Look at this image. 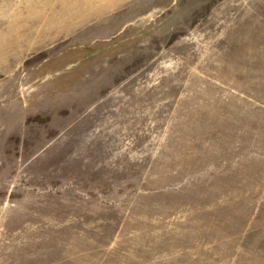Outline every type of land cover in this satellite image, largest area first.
Instances as JSON below:
<instances>
[{
	"label": "rangeland",
	"instance_id": "1",
	"mask_svg": "<svg viewBox=\"0 0 264 264\" xmlns=\"http://www.w3.org/2000/svg\"><path fill=\"white\" fill-rule=\"evenodd\" d=\"M0 264H264V0H0Z\"/></svg>",
	"mask_w": 264,
	"mask_h": 264
}]
</instances>
